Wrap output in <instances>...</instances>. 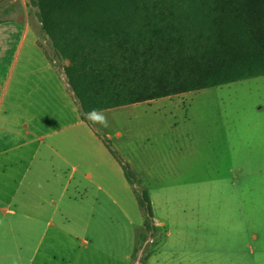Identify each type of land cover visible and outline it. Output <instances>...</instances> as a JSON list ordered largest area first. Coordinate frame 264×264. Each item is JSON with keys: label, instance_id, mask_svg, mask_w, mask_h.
<instances>
[{"label": "rangeland", "instance_id": "obj_1", "mask_svg": "<svg viewBox=\"0 0 264 264\" xmlns=\"http://www.w3.org/2000/svg\"><path fill=\"white\" fill-rule=\"evenodd\" d=\"M35 42L50 51L30 0H0V123L7 114L3 125L15 132L4 146L23 144V169L40 161L68 177L76 168L89 200L59 202L34 223L0 197V264H127V233L136 237L128 264H264V76L102 111L108 127L78 125L63 61L53 72ZM102 140L132 169L136 192H148L153 234L141 228L133 190L112 180L98 192L83 180L107 151ZM34 150L51 158L30 161ZM45 230L56 247L35 253Z\"/></svg>", "mask_w": 264, "mask_h": 264}, {"label": "trees", "instance_id": "obj_2", "mask_svg": "<svg viewBox=\"0 0 264 264\" xmlns=\"http://www.w3.org/2000/svg\"><path fill=\"white\" fill-rule=\"evenodd\" d=\"M81 120L102 111L264 76V0H30ZM39 46V45H38ZM40 47V46H39ZM153 234L149 194L136 192Z\"/></svg>", "mask_w": 264, "mask_h": 264}, {"label": "crops", "instance_id": "obj_3", "mask_svg": "<svg viewBox=\"0 0 264 264\" xmlns=\"http://www.w3.org/2000/svg\"><path fill=\"white\" fill-rule=\"evenodd\" d=\"M35 43L38 46L37 42ZM43 57L49 64L52 71L55 72L56 70L52 67V65L48 62L44 55ZM66 64L67 62L63 61V65ZM62 82H64L63 84L67 92H69L64 80V76ZM68 95L72 99L70 93H68ZM6 118L7 114L0 123V197H8V200H10V202L17 203L18 207L20 208L19 214L18 212L17 214L15 212H13L12 214H15L16 216L19 215V221L39 223L42 222L43 219L47 217L51 218L55 215V207L59 202L81 204L85 203L86 200H89V196L87 193L88 186L83 184V182L79 180V178L75 179L73 177L74 173H76L77 171L76 168L73 169L68 177H63L61 175L60 169L47 167L40 161H38L39 164L35 165V167H33L32 169H23L22 163L25 160V154L21 150L23 144L14 145L12 148H5L4 146V142H6L8 136H10L11 134H15V132L11 131L9 127L3 125V122L6 123L4 121ZM79 119L80 121L78 125L84 122L81 120L80 114ZM53 153L56 157V152ZM40 157H47V159L51 158V156L48 155L47 151L41 152L40 150H34L33 153H31L30 161ZM94 160L95 161L93 162H96L94 163V166L88 165L82 175L83 180L87 184L91 185L92 187L94 186L95 189L100 192L104 189V185H106L107 182L116 180L119 184L118 186L120 187V189L129 191L132 194V187L124 177L121 166L110 155L108 150L106 152H100L98 158H94ZM122 161L125 162L123 159ZM109 185V189L113 187L112 184ZM20 189H22L26 193H23L20 195L21 197L16 198V195L18 194V191ZM10 190L14 191L10 192ZM69 190H81L84 192H82L80 198L77 199L78 195L76 196L75 194L73 195L72 193H69ZM56 192L59 195L57 199L53 196ZM97 197L98 195H94V197L91 198L92 201L90 202L92 205L98 204ZM110 199H112L113 202H117V200L113 198ZM93 212L94 210L92 209L90 211V218L93 217ZM50 234L51 233H49V231L47 230L42 231L38 234L39 237L37 246L34 249L35 253H40L42 250L47 251L45 249H48L49 251L55 249L56 246L54 242H51V237L53 236H51ZM53 235L56 236L55 233H53ZM127 237L129 239L131 248L130 252L126 254V261H128L129 263L132 252L134 251L136 237L135 233H127ZM88 245L90 247L88 250L90 253L98 251V248L90 243V241L87 242V247ZM52 261H55V259L52 258Z\"/></svg>", "mask_w": 264, "mask_h": 264}, {"label": "clouds", "instance_id": "obj_4", "mask_svg": "<svg viewBox=\"0 0 264 264\" xmlns=\"http://www.w3.org/2000/svg\"><path fill=\"white\" fill-rule=\"evenodd\" d=\"M86 120L90 121L92 124H99L102 127H108V118L106 115L102 114L99 109H92L87 113H84Z\"/></svg>", "mask_w": 264, "mask_h": 264}]
</instances>
